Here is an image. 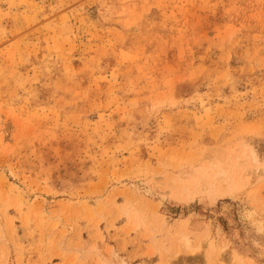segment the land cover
<instances>
[{
    "label": "rangeland",
    "instance_id": "obj_1",
    "mask_svg": "<svg viewBox=\"0 0 264 264\" xmlns=\"http://www.w3.org/2000/svg\"><path fill=\"white\" fill-rule=\"evenodd\" d=\"M0 264H264V0H0Z\"/></svg>",
    "mask_w": 264,
    "mask_h": 264
},
{
    "label": "bare ground",
    "instance_id": "obj_2",
    "mask_svg": "<svg viewBox=\"0 0 264 264\" xmlns=\"http://www.w3.org/2000/svg\"><path fill=\"white\" fill-rule=\"evenodd\" d=\"M183 191H184V188H183ZM181 194H182V192H181ZM180 194V195H181ZM189 195V194H188ZM183 242H184V245H185V247L187 248V250H190V251H193V249H191L192 247H191V245L189 244V242H188V240H185L184 241V238H183ZM166 261V260H165Z\"/></svg>",
    "mask_w": 264,
    "mask_h": 264
}]
</instances>
